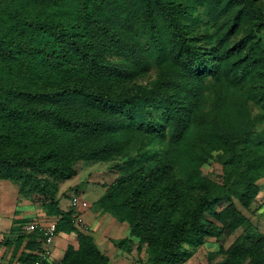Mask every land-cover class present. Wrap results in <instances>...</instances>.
Returning <instances> with one entry per match:
<instances>
[{"label":"trees","instance_id":"1","mask_svg":"<svg viewBox=\"0 0 264 264\" xmlns=\"http://www.w3.org/2000/svg\"><path fill=\"white\" fill-rule=\"evenodd\" d=\"M233 4L264 33V0H0V181L41 196L57 235L76 234L59 264H111L55 195L77 162H106L129 146L137 152L115 165L120 175L97 203L128 223L120 247L130 251L131 237L146 245V264H185L206 238L249 222L235 200L249 208L264 177V129H254L264 113L249 106L264 110V37L244 56L228 44L216 22ZM201 22L216 27L209 48L193 34ZM151 58L158 78L118 91ZM214 152L221 183L203 173ZM30 233L20 264L39 259L42 232ZM218 253L214 264H264V236L240 235Z\"/></svg>","mask_w":264,"mask_h":264},{"label":"rangeland","instance_id":"2","mask_svg":"<svg viewBox=\"0 0 264 264\" xmlns=\"http://www.w3.org/2000/svg\"><path fill=\"white\" fill-rule=\"evenodd\" d=\"M216 27L231 47L235 46L239 50L244 47L239 52V55L243 53V56L246 54L252 41L257 40L258 36L264 37V33H257L251 30L248 17L242 12L241 6L236 4L231 5L229 10L220 16L216 22ZM136 29L139 43L142 46L148 47L147 30L142 25H138ZM215 29L201 22L198 26L194 27L193 34L198 39V43L205 48H209L212 43H215V40L209 39L210 35H214V38H216ZM144 49L150 50L149 48ZM110 59L117 62L121 61L122 58L113 55ZM158 76L159 69L156 62L152 59L149 71L138 75L130 81L123 82L118 91H126L134 85L150 86ZM249 106L254 116L264 113L262 105L256 100H252ZM254 129L257 132L264 129V114L263 118L256 122ZM161 148V146L155 147L157 150ZM136 152V149L134 150L129 146L122 153L115 155L106 162L79 161L75 165L77 174L67 181L57 183L59 190L55 197L60 200V206L63 209L70 208L69 198L76 190L90 202V208L83 212L81 216L82 222L88 227V229L84 228L83 230L93 234L99 249L109 256L111 264H146L148 261L146 245L144 244L139 248V240L137 238L131 237L132 249L130 251L118 245L122 239L130 238L129 225L126 222L116 220L110 212L103 211L97 203L98 198L105 190V185L113 182L120 175V170L115 168V165L122 163L129 155ZM218 154L219 152H214L213 157L207 160L203 166V173L210 180L221 183L225 178V170L223 164L217 160ZM0 182L11 184L9 193H7L6 186L2 187L0 185V240H2V245L0 246V264H7V261H9L8 257L14 255L11 260L13 261L28 239L33 237L27 228L31 222L48 220L49 218H46L43 198L41 196H20L18 195L17 184L9 180H2ZM257 185L260 191L249 208L242 207L235 200L237 208L243 212L249 219V222L223 240L218 241L215 237L206 238L202 246L194 249L193 256L185 264L217 263L224 258L222 254L218 253L220 243L227 248L240 235H248L253 239L264 236V177L257 181ZM23 218H27L31 222H20L19 219ZM11 220L12 226L10 225ZM72 235L67 240L76 245V234ZM19 236L25 237L21 245H18ZM64 238L61 237V239ZM61 239L60 241L63 242L64 240ZM58 262L55 261L53 263L59 264Z\"/></svg>","mask_w":264,"mask_h":264},{"label":"built area","instance_id":"3","mask_svg":"<svg viewBox=\"0 0 264 264\" xmlns=\"http://www.w3.org/2000/svg\"><path fill=\"white\" fill-rule=\"evenodd\" d=\"M70 207L73 209L76 226L81 230L88 227L82 222V213L88 210L91 206L90 202L85 199L80 192H74L69 198ZM44 221V222H43ZM28 231L32 232L39 229L42 232V246L39 252V259L33 264H45L50 255V249L57 236V226L55 219L32 222L28 227ZM84 232H87L86 230ZM49 262V261H48Z\"/></svg>","mask_w":264,"mask_h":264},{"label":"crops","instance_id":"4","mask_svg":"<svg viewBox=\"0 0 264 264\" xmlns=\"http://www.w3.org/2000/svg\"><path fill=\"white\" fill-rule=\"evenodd\" d=\"M0 185L2 186V187H7V193H9V191L11 190V184L10 183H4V182H0ZM18 195H19V193H18ZM20 217V216H19ZM10 225L12 226L13 224H12V220H11V222H10ZM73 235L71 234V235H67V234H64V233H59L57 236H56V238L54 239V242H53V244H52V246H51V249H50V255H49V259H48V261L50 262V263H53V262H55V261H60L61 259H62V257H63V255H64V252H65V249H66V247H67V245L68 244H73V243H71L70 241H68L67 240V238L69 237V238H71ZM61 237H65L64 239H61ZM60 239L61 240H64L63 242H61L60 241ZM76 245H77V241H76ZM22 249H23V247L21 248V250H20V252H18L17 254H16V257L14 258V260L13 261H11L12 260V257H14V255H10L8 258H9V261H7V264H20L19 262H18V257H19V255H20V253H21V251H22Z\"/></svg>","mask_w":264,"mask_h":264}]
</instances>
